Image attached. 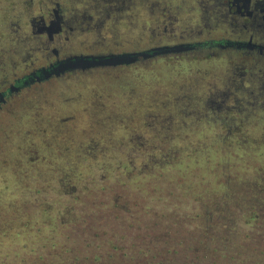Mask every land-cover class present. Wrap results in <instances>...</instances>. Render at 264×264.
<instances>
[{
    "label": "rangeland",
    "instance_id": "obj_1",
    "mask_svg": "<svg viewBox=\"0 0 264 264\" xmlns=\"http://www.w3.org/2000/svg\"><path fill=\"white\" fill-rule=\"evenodd\" d=\"M194 1L124 0L128 19L105 22L97 45L193 36ZM37 8L0 0V79L37 56L25 21ZM235 62L157 60L11 98L0 109V264L95 253L206 264L213 243L220 264H264V90L242 88Z\"/></svg>",
    "mask_w": 264,
    "mask_h": 264
},
{
    "label": "flooded vegetation",
    "instance_id": "obj_2",
    "mask_svg": "<svg viewBox=\"0 0 264 264\" xmlns=\"http://www.w3.org/2000/svg\"><path fill=\"white\" fill-rule=\"evenodd\" d=\"M37 4L36 12L28 13L25 19L27 39L36 45L37 56L25 62L20 72L13 71L0 79V109L21 91L50 81H70L91 73H118L157 60L179 62L202 55L217 57L222 53L237 60L231 65L232 72L242 88L255 80L256 88L264 90V0H195L191 7L199 13L198 20L194 28L186 29L193 36L162 33L161 40L148 37L143 47L119 49L99 47L95 37L103 39L100 28L105 22L128 19L125 12L121 14L125 9L124 0H37ZM161 29L166 32L165 26ZM179 44L189 47L178 53L139 58L128 65L75 69L58 75L49 73L56 63L74 55L142 51Z\"/></svg>",
    "mask_w": 264,
    "mask_h": 264
},
{
    "label": "water",
    "instance_id": "obj_3",
    "mask_svg": "<svg viewBox=\"0 0 264 264\" xmlns=\"http://www.w3.org/2000/svg\"><path fill=\"white\" fill-rule=\"evenodd\" d=\"M188 45H163L149 48L142 51H131L121 53H108L98 55H74L59 61L54 65L49 73L58 75L65 71H73L75 69H88L93 67H113L118 65H128L137 59H147L156 55H165L178 53L186 50Z\"/></svg>",
    "mask_w": 264,
    "mask_h": 264
},
{
    "label": "trees",
    "instance_id": "obj_4",
    "mask_svg": "<svg viewBox=\"0 0 264 264\" xmlns=\"http://www.w3.org/2000/svg\"><path fill=\"white\" fill-rule=\"evenodd\" d=\"M254 214L252 213L251 217H253ZM215 247L211 248V253H212V257L207 258L205 260L206 264H220L222 261V257L223 255L226 254V252L223 251H218V247L217 245L219 243H213ZM240 247V246H238ZM149 251V248L147 250V252ZM222 252V253H221ZM124 252H122L123 254ZM221 253V254H220ZM57 253H55L53 256H55ZM52 256V257H53ZM158 254L155 253V255H152V257H150V261L149 263H145V264H168V261L166 259V261H163L161 258L157 259ZM108 257L109 255H104V254H100V253H95L91 256H83V257H75V259L81 260V262H79L78 264H113L112 262H108ZM120 257V256H119ZM127 257V258H126ZM186 257V256H184ZM131 259L130 256L127 254H123V257H120V261L123 264H131L132 262L129 260ZM230 259H233L232 256H230ZM148 260V259H147ZM221 260V261H219ZM135 264H141V263H135ZM195 264H199L198 262Z\"/></svg>",
    "mask_w": 264,
    "mask_h": 264
}]
</instances>
